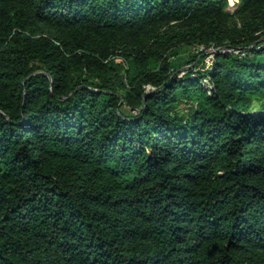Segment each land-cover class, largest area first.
<instances>
[{
  "label": "trees",
  "instance_id": "16d2710c",
  "mask_svg": "<svg viewBox=\"0 0 264 264\" xmlns=\"http://www.w3.org/2000/svg\"><path fill=\"white\" fill-rule=\"evenodd\" d=\"M228 2L0 0V264H264V0Z\"/></svg>",
  "mask_w": 264,
  "mask_h": 264
},
{
  "label": "rangeland",
  "instance_id": "374dc122",
  "mask_svg": "<svg viewBox=\"0 0 264 264\" xmlns=\"http://www.w3.org/2000/svg\"><path fill=\"white\" fill-rule=\"evenodd\" d=\"M238 6H239V0H229L227 12L229 13L230 16H233L235 14V12L238 9ZM233 17L234 18H232V20L237 21V18L235 17V15ZM182 51L183 53H181L180 55L176 56L173 59L174 64L181 68L180 71L186 68H190V67H195L196 70L200 72L207 69L204 63V60L207 56H200L199 55L200 53H197L195 48L194 49H183ZM204 54H206V52H204ZM196 56H199V57L195 58ZM194 58H195V62L193 63L188 62ZM147 89H151V88L148 87ZM187 107H189V104L186 103L185 101L182 102L181 107H180L181 110L184 111ZM125 110L128 111L127 107H125Z\"/></svg>",
  "mask_w": 264,
  "mask_h": 264
},
{
  "label": "built area",
  "instance_id": "2783aa9c",
  "mask_svg": "<svg viewBox=\"0 0 264 264\" xmlns=\"http://www.w3.org/2000/svg\"><path fill=\"white\" fill-rule=\"evenodd\" d=\"M196 51L197 53L206 52L207 57L205 58L204 63L207 69L210 68V66L212 65L213 55L216 52V49H214L213 47L208 49L201 47V48H197ZM221 52L227 54H233L235 56H238L239 58H244L246 56V52L241 49H233V48L222 49ZM204 84L208 85V82L205 81Z\"/></svg>",
  "mask_w": 264,
  "mask_h": 264
}]
</instances>
